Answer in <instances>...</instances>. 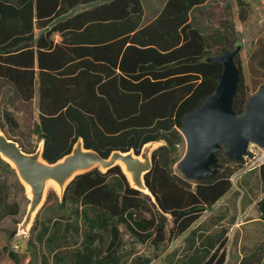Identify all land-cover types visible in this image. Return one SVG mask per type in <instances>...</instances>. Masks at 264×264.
<instances>
[{
    "label": "trees",
    "instance_id": "obj_1",
    "mask_svg": "<svg viewBox=\"0 0 264 264\" xmlns=\"http://www.w3.org/2000/svg\"><path fill=\"white\" fill-rule=\"evenodd\" d=\"M210 1L166 0L143 22L142 0H0V80L23 103L38 92V121L31 133L45 138L47 160L69 152L79 136L104 156L113 149L139 152L153 139L167 143L153 152L146 174L161 210L129 186L119 166L78 175L61 202L50 191L41 210L52 208L61 218L37 216L28 242L48 252H42L43 264H149L150 258L140 255L127 261L120 225L133 241L158 246L168 235L165 213L174 221L170 234L179 235L232 188L231 177L244 159L230 160L223 150L217 152L220 171L211 179L189 180L175 168L184 141L182 117L214 92L223 70L207 59L241 43L231 20L221 19L205 31L194 25V13ZM236 3L245 21L250 4ZM235 63L240 77L234 109L240 112L264 84V30L249 55L248 81L240 53ZM0 111L1 127L15 139L9 134L18 128L14 113ZM17 140L26 151L36 148ZM0 167L16 175L1 158ZM259 173L264 183V162ZM257 207L264 222V197ZM0 208L7 215L19 213L2 180ZM5 249L18 264V255ZM248 258L259 260L255 253Z\"/></svg>",
    "mask_w": 264,
    "mask_h": 264
},
{
    "label": "rangeland",
    "instance_id": "obj_2",
    "mask_svg": "<svg viewBox=\"0 0 264 264\" xmlns=\"http://www.w3.org/2000/svg\"><path fill=\"white\" fill-rule=\"evenodd\" d=\"M165 1L142 0L143 22L154 18ZM247 1L250 7L245 21L239 19L236 0H211L194 13L197 21L194 25L204 29L203 31L221 19L235 23L240 32L242 48L239 53L246 81L249 80V55L257 37L264 30V0ZM55 38L59 40L58 35ZM2 109L11 110L18 121L16 131H9V134L27 146H37L39 140L31 130L38 121V92L36 91L30 102L23 103L13 94L12 86L0 80V110ZM178 148L182 157L186 150L185 140ZM249 148V156L244 159L243 166L231 177L232 188L179 235L170 234L169 230L174 221H168L165 241L155 246L149 241H133L125 227L120 225L124 234L123 253L127 255V261L140 255L149 257V264H217L221 259V264H243L246 259L252 261L248 256L255 253L259 260L252 262L264 264V222L260 219L257 207L258 201L264 197V183L259 173V166L264 162V149L254 143H250ZM175 168L176 172H180L176 166ZM16 178L13 172L0 167V180L7 182L9 200L19 205V213L16 215H7L0 208V264H16L8 255L6 247L18 255V264H29L30 260H33V264H43L42 252H48L45 249L42 251L29 247L31 236H15L18 222L22 219L28 203ZM59 213L47 207L40 210L38 216L41 220L47 217L61 218ZM146 215L150 217V213L146 212Z\"/></svg>",
    "mask_w": 264,
    "mask_h": 264
},
{
    "label": "water",
    "instance_id": "obj_3",
    "mask_svg": "<svg viewBox=\"0 0 264 264\" xmlns=\"http://www.w3.org/2000/svg\"><path fill=\"white\" fill-rule=\"evenodd\" d=\"M242 46L211 56L207 60L223 65L217 75L218 85L203 102L182 117L180 132L186 150L176 164L189 180L213 178L220 171L217 152L223 150L230 160H241L250 143L264 149V84L247 99L245 108L237 112L234 100L238 90L240 70L235 56ZM163 138L145 142L139 152L113 149L107 156L94 148L86 147L79 136L69 152L54 161L44 157L45 138L42 137L33 151L24 150L20 142L9 137L0 125V158L13 169L28 199L26 211L18 222L15 236L30 238L39 211L50 191L63 201L68 185L78 176L98 169L106 173L119 166L129 186L149 196L159 210L158 200L146 182V174L153 167V152L166 145ZM171 223L172 215L165 213Z\"/></svg>",
    "mask_w": 264,
    "mask_h": 264
},
{
    "label": "built area",
    "instance_id": "obj_4",
    "mask_svg": "<svg viewBox=\"0 0 264 264\" xmlns=\"http://www.w3.org/2000/svg\"><path fill=\"white\" fill-rule=\"evenodd\" d=\"M249 150H250V148L248 149L247 153L244 155L243 159H246L249 156Z\"/></svg>",
    "mask_w": 264,
    "mask_h": 264
}]
</instances>
